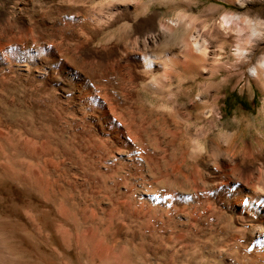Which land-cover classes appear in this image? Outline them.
Returning <instances> with one entry per match:
<instances>
[{
    "label": "rangeland",
    "instance_id": "rangeland-1",
    "mask_svg": "<svg viewBox=\"0 0 264 264\" xmlns=\"http://www.w3.org/2000/svg\"><path fill=\"white\" fill-rule=\"evenodd\" d=\"M98 5L46 35L35 21L0 23V252L39 264H248L246 225L264 212V75L252 77L264 33L249 40L221 16L264 19V0Z\"/></svg>",
    "mask_w": 264,
    "mask_h": 264
},
{
    "label": "bare ground",
    "instance_id": "bare-ground-1",
    "mask_svg": "<svg viewBox=\"0 0 264 264\" xmlns=\"http://www.w3.org/2000/svg\"><path fill=\"white\" fill-rule=\"evenodd\" d=\"M91 3L92 0H9L6 5L4 3L3 12L1 14L2 20H0V23L1 26L7 30H14L19 25H29L31 22L35 21L40 24L42 23L41 35H46L49 31V28L57 25L58 20L62 17H71V15L86 16L92 9L97 10L98 12L103 11L104 6L98 5L91 7ZM147 10V8L137 5L132 9L131 12L140 15L145 13ZM249 30V40L252 38H259L263 36L262 34L264 33V27L259 25H253L249 28ZM17 40L18 39H15V37L9 35L7 42H15ZM252 70V77L256 80L257 85L259 86L262 84L261 78L262 75H264V60L258 62L257 65L252 68ZM194 108H200V104L196 101H194L192 104V109ZM196 152L198 151L194 149L191 151V154L194 155ZM257 190L258 189L255 186H250L247 189V199H249V206H252L251 202L256 197L255 194ZM262 191L264 192V189ZM154 200L155 199L153 198H148L150 203H152ZM254 215L255 217H253V219H251L246 225L249 239H247L246 243L242 244V249L246 250L244 254H247L246 258L248 264H264V212L255 208ZM5 245V249L7 248L8 252H15L14 247L11 246L7 241ZM16 253L18 254V252ZM0 259L2 262H4V264H39L31 262L29 263V261L27 263L22 258H17L16 260L13 259L14 261L10 262L11 259L8 260L1 252Z\"/></svg>",
    "mask_w": 264,
    "mask_h": 264
},
{
    "label": "clouds",
    "instance_id": "clouds-1",
    "mask_svg": "<svg viewBox=\"0 0 264 264\" xmlns=\"http://www.w3.org/2000/svg\"><path fill=\"white\" fill-rule=\"evenodd\" d=\"M222 26H227L231 24H236L239 29V26H243L244 30H247L253 25H259L264 27V19L259 17L253 19L246 14L243 13H229L227 15L221 16Z\"/></svg>",
    "mask_w": 264,
    "mask_h": 264
}]
</instances>
